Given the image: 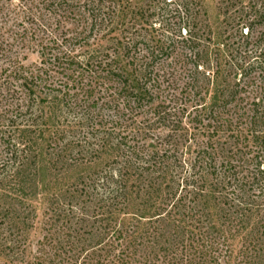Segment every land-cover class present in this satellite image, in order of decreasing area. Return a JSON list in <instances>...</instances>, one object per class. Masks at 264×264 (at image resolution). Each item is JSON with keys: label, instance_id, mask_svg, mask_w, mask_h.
Masks as SVG:
<instances>
[{"label": "trees", "instance_id": "trees-1", "mask_svg": "<svg viewBox=\"0 0 264 264\" xmlns=\"http://www.w3.org/2000/svg\"><path fill=\"white\" fill-rule=\"evenodd\" d=\"M220 11L0 0V264H264V0Z\"/></svg>", "mask_w": 264, "mask_h": 264}, {"label": "rangeland", "instance_id": "rangeland-1", "mask_svg": "<svg viewBox=\"0 0 264 264\" xmlns=\"http://www.w3.org/2000/svg\"><path fill=\"white\" fill-rule=\"evenodd\" d=\"M139 4H142L145 0H137ZM223 0H205V10L207 12V22H209L212 29L215 31L222 27L223 16L220 11V5ZM36 55L30 56L32 61Z\"/></svg>", "mask_w": 264, "mask_h": 264}]
</instances>
